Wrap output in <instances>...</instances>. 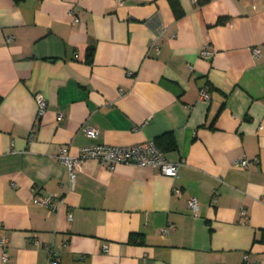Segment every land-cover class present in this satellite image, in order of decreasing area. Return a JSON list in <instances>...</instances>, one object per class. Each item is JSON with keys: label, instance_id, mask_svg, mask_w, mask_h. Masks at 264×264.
<instances>
[{"label": "crops", "instance_id": "0c3cea01", "mask_svg": "<svg viewBox=\"0 0 264 264\" xmlns=\"http://www.w3.org/2000/svg\"><path fill=\"white\" fill-rule=\"evenodd\" d=\"M175 2L0 0V264H264V0ZM146 139L175 177L56 158Z\"/></svg>", "mask_w": 264, "mask_h": 264}, {"label": "built area", "instance_id": "2783aa9c", "mask_svg": "<svg viewBox=\"0 0 264 264\" xmlns=\"http://www.w3.org/2000/svg\"><path fill=\"white\" fill-rule=\"evenodd\" d=\"M69 14L72 17L73 22L78 20V17L75 15L72 9L69 10ZM10 36L9 38H11ZM252 54L255 57L260 55V50L258 47H253ZM212 54V51L203 48L201 50V55L205 57H209ZM122 91V90H121ZM199 97L202 99H208L209 91L206 87H202L199 91ZM36 103H37V113H36V123L39 121L40 117L44 114L47 106V101L43 97L42 94L36 95ZM62 118V114H58V119ZM83 130L86 135L89 137H97L98 129L96 127H91L87 124L83 126ZM57 160L67 168L69 179L71 182L75 180L76 172L81 169L82 162L88 158H96L99 160L101 164L106 167L111 168L114 164L117 163H127L131 165H151L158 169V171L164 175H168L171 177H175L178 174V170L180 165L183 163V160L180 161H170L166 158L164 151L159 148L153 139H146L141 142L133 143L130 145H113L107 143H90L86 145H82L78 148V152L75 155H71L68 152L67 145H62L59 147L56 153ZM257 161V157L254 158ZM237 164L242 165L243 167L248 166L249 159L247 157H241L236 161ZM173 192L178 193L177 188H173ZM36 201L45 205L52 210H56L62 198L58 200V198H54L51 195H42L35 194ZM215 197H213V201ZM187 205L192 211H196L198 207V202L195 197H190L186 200ZM244 213L245 210H242ZM174 227L173 223H169L166 227L162 229L163 232H166L168 229H172ZM6 237L2 236L0 239L1 247H5L6 245ZM27 243L30 244H38L39 239L36 233H30L26 237ZM46 247V251L48 254V263L49 264H59L60 263V255L57 250L52 247ZM247 256V255H246ZM8 258L7 251L3 249L2 251V260L5 261ZM219 264V263H217Z\"/></svg>", "mask_w": 264, "mask_h": 264}, {"label": "trees", "instance_id": "16d2710c", "mask_svg": "<svg viewBox=\"0 0 264 264\" xmlns=\"http://www.w3.org/2000/svg\"><path fill=\"white\" fill-rule=\"evenodd\" d=\"M171 4H172L173 8L175 9L176 15H180V10L179 9H176L177 6H176L175 0H171ZM172 143H173V138H172V136L169 135L168 136V145H171ZM156 145L158 146V144H156ZM158 147L161 148L160 146H158Z\"/></svg>", "mask_w": 264, "mask_h": 264}]
</instances>
